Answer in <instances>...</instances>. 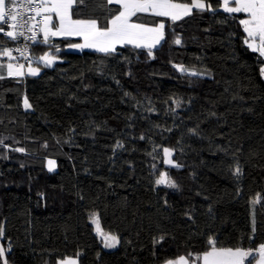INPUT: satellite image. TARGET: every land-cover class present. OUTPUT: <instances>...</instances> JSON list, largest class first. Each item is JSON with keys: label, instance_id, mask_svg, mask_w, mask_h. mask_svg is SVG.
Masks as SVG:
<instances>
[{"label": "trees", "instance_id": "obj_1", "mask_svg": "<svg viewBox=\"0 0 264 264\" xmlns=\"http://www.w3.org/2000/svg\"><path fill=\"white\" fill-rule=\"evenodd\" d=\"M102 2L77 0L74 13L103 19ZM204 2L212 10L176 21L139 15L164 24L151 57L133 45L112 55L75 52L76 40L63 38L30 44L35 76H7L0 61L8 146L0 147V248L8 264H161L213 247L253 251L252 261L264 244V57L245 43V13ZM44 53L58 61L45 67L37 60ZM153 141L182 167L156 160ZM92 213L117 237L114 248L103 246Z\"/></svg>", "mask_w": 264, "mask_h": 264}, {"label": "snow or ice", "instance_id": "obj_2", "mask_svg": "<svg viewBox=\"0 0 264 264\" xmlns=\"http://www.w3.org/2000/svg\"><path fill=\"white\" fill-rule=\"evenodd\" d=\"M231 4L235 6H230ZM77 0H0V34L7 37L8 40L15 43L21 37L26 41L31 40L33 43H38L36 37L37 33L34 31L37 16H42V20L39 22L42 24L41 31L43 32V43H48L49 36L57 35H78L84 38V44L72 45V47L78 48H94L96 51L104 53L105 55H112L116 53L117 45H133L135 48H146L147 55L152 56V49L156 47L162 40H164V24L160 23L156 27H149L144 23L131 22L133 16H137V13L151 12L155 16L169 17L172 21L182 19L184 16L192 14L193 8L198 11L212 10L210 4L205 5L204 0H191V3H174L173 0H104L101 7L106 9L107 15L101 19H72L71 9ZM79 3H83V0H79ZM113 3L119 4L120 9H110L107 5ZM18 8H27L29 12H33L34 15L25 16L22 12L18 11ZM223 10L226 13H246L247 19H241L240 24L243 25L244 31L247 34L248 39H245V43L253 51L259 52L261 56H264V0H223ZM115 11L118 14L112 15ZM52 13L59 18V26L52 25ZM111 17L110 19L108 17ZM139 19V17H137ZM155 23V22H153ZM7 29V30H6ZM31 32V36H26L25 32ZM251 41V42H250ZM176 45H180L181 39L176 37L173 41ZM13 51L20 53L22 57L29 61L28 73L29 75H37L40 69L31 67V58L25 55L29 51V45L24 44L23 49L17 47L15 49L7 47L4 41H0V57H8L9 60H16L17 57L12 55ZM58 51V49H57ZM38 61L43 62L44 66H51L55 60L54 56H50L48 53L37 57ZM182 72H186L187 69L179 65H173ZM25 67L23 64L14 65L12 63L7 64L8 75L23 76L25 73L22 69ZM3 70V65H0V71ZM261 73L264 75V67L261 68ZM191 75H202L199 72H192ZM3 76L0 75V79ZM125 95H129L125 93ZM26 108H30L27 98L24 100ZM176 106L179 107V102H176ZM190 132L197 134L195 129H190ZM6 137L0 138V147H8L4 144ZM141 139H144L141 136ZM118 146L122 147L120 142H117ZM47 147V144L44 145ZM12 151L25 152V149L13 148ZM155 151V148L153 149ZM165 155L170 156L172 150L169 148H163ZM166 163H174L173 161H165ZM49 170L54 165V161L49 160ZM23 167V165H21ZM175 167L179 168L182 165L175 164ZM233 175L239 177L242 175L241 168L237 165ZM164 181V175L161 179L156 181L159 185ZM167 186L171 188H177L178 185L175 181L167 180ZM95 222V214L92 213L89 216ZM163 237H161V240ZM105 247H115L119 243L118 239L114 235L105 236ZM210 243H212L210 241ZM259 253L261 259L264 260V245L260 246ZM252 255L251 252H242L237 249H220L215 247L211 251L204 254V264H243L246 256ZM5 253L0 248V259H3V264H8L7 259L4 258ZM255 258V257H253ZM64 264H76L74 260H66ZM166 264H187L184 257H180L177 261L168 260Z\"/></svg>", "mask_w": 264, "mask_h": 264}, {"label": "crops", "instance_id": "obj_3", "mask_svg": "<svg viewBox=\"0 0 264 264\" xmlns=\"http://www.w3.org/2000/svg\"><path fill=\"white\" fill-rule=\"evenodd\" d=\"M220 1H221L222 6H223V0H220ZM173 2H174V1H173ZM174 3H178V2H174ZM190 3H191V2H190ZM190 3H189V4H190ZM204 3H205V5H207L206 2H204ZM230 3H231V2H230ZM76 4H77V3H76ZM76 4H74L73 7H72V9H71L72 19H73V20H76V19H90V18H87V17L77 16V15L74 13V7L76 6ZM113 4L118 5V6L121 8V6H120L119 4H116V3H113ZM193 9H195V8H193ZM116 14H118V13H116ZM141 14H150V15H154V14H152L151 12L137 13V16H133V17L131 18V22H134V23H143V22H140V20H138V18H136V17H139V15H141ZM51 15H52V17H53V19H52V25L58 27V26H59V18L55 15V13H52ZM154 16H155V15H154ZM159 17H160V16H159ZM40 18H41V20H42V16H40ZM110 18H111V17H110ZM110 18H109V19H110ZM166 18H169V17H166ZM169 19H171V18H169ZM41 20H40V21H41ZM40 21H39V22H40ZM160 23H162V22H158V23H156L155 25L146 24V23H144V24H146V25L149 26V27H156V26H157L158 24H160ZM41 27H42V24L39 23V27H38L37 37H36V39H37L38 42L43 43L44 36H43V32L40 30ZM63 38H68V39L76 40V42H75L73 45H77V44L82 45V44H84V38H83L82 36H78V35H57V36H49V38H48V42H50V41L53 40V39H63ZM120 46H123V45H117L116 48H117V47H120ZM72 50L75 51V52H81V51H83V50H92V51H96L94 48H78V47H72ZM97 52H98V51H97ZM12 55L15 57V55H14L13 53H12ZM0 61H1L2 63H5V67H6V75H7V76H9V75H8L7 64H8V63H12V64H14V65L19 64V63H17L16 60H9L8 57H0ZM56 61H58V58H55V60H54L53 63L51 64V66H52ZM28 65H29V64H28ZM28 65H25V67L22 69V71L25 73V75H23V76L12 75V76L19 77V78H25L27 75H29V74H27V73H28ZM31 67H32V68H37V66H33V65H31ZM49 67H50V66H49ZM262 245H264V244H262ZM260 246H261V245H260ZM260 246L258 247L257 252H256V254H255V256H254L255 258H253L252 261H251L250 263H248L249 260H248L247 258H248L249 256H246V257L244 258L243 264H264V260L261 259V256H260V253H259ZM216 249H217V250H220V249H230V248H216ZM237 249L241 250L242 252H247V251H245L244 249H241V248H232L233 251H236ZM211 250H212V249H210V250H208V251H206V252H209V251H211ZM206 252H203V253L197 255V256L194 257V258H186V257H184V258H185V261L187 262V264H204V254H205ZM179 258H180V257H178V258H174V259H170V260H172V261H177ZM66 260H74V261L76 262V264H79V261H78V258H77V257H65V258H63V259H59V260L56 262V264H64V262H65ZM167 261H168V260H167ZM161 264H166V261L163 262V263H161Z\"/></svg>", "mask_w": 264, "mask_h": 264}, {"label": "rangeland", "instance_id": "obj_4", "mask_svg": "<svg viewBox=\"0 0 264 264\" xmlns=\"http://www.w3.org/2000/svg\"><path fill=\"white\" fill-rule=\"evenodd\" d=\"M230 6H235L233 4L230 3ZM246 14V13H245ZM248 18V15L246 14V17L244 19H247ZM251 42V41H250ZM251 49V48H250ZM259 53V52H258ZM264 57V56H262ZM262 77H264V75H262ZM166 146L162 145L161 143L157 142V141H153L152 142V155L153 157L162 162L163 164L165 165H168V166H174L175 165V161L173 160V150H172V153L170 156L168 155H165L164 152H163V148H165ZM155 148V151L153 150ZM167 148V147H166ZM170 149V148H169ZM173 161L174 163H166L165 161ZM48 166H49V163H48ZM50 167V166H49ZM54 165L51 166V168H53ZM93 224H94V229H95V232L97 233V235L99 236L103 246H105V236L107 235H112V234H107V233H103L95 219V222L93 221ZM106 248H114V247H106Z\"/></svg>", "mask_w": 264, "mask_h": 264}, {"label": "built area", "instance_id": "obj_5", "mask_svg": "<svg viewBox=\"0 0 264 264\" xmlns=\"http://www.w3.org/2000/svg\"><path fill=\"white\" fill-rule=\"evenodd\" d=\"M20 2H23V0H20ZM17 10L22 12L25 16L34 15V13L33 12H29L27 10V8H18ZM40 20H41L40 16H37L35 21H32V23L36 24V27L34 28V31L36 33L38 31L39 21ZM31 34H32L31 32H27V31L25 32L26 36H31ZM31 43H32L31 40H27L26 41L23 37H21L17 42H15V43L11 42V47L10 48L15 49V48L19 47V48L23 49L24 44H28L29 45V51L25 55H27V56H29L31 58V63H32L35 60V56L32 55L31 52H30V44ZM12 53L15 55V57H17V59H16L17 63L23 64V65H28L29 64V61L26 60L24 57H22L19 52L13 51Z\"/></svg>", "mask_w": 264, "mask_h": 264}, {"label": "water", "instance_id": "obj_6", "mask_svg": "<svg viewBox=\"0 0 264 264\" xmlns=\"http://www.w3.org/2000/svg\"><path fill=\"white\" fill-rule=\"evenodd\" d=\"M249 252H251V254H253V251H249ZM249 256H251V255H249Z\"/></svg>", "mask_w": 264, "mask_h": 264}]
</instances>
